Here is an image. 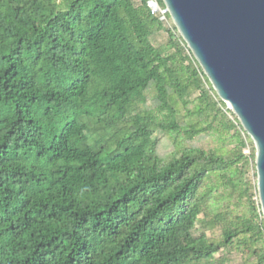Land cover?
I'll return each mask as SVG.
<instances>
[{
    "label": "trees",
    "instance_id": "trees-1",
    "mask_svg": "<svg viewBox=\"0 0 264 264\" xmlns=\"http://www.w3.org/2000/svg\"><path fill=\"white\" fill-rule=\"evenodd\" d=\"M164 10L0 0V264H264L254 145Z\"/></svg>",
    "mask_w": 264,
    "mask_h": 264
},
{
    "label": "water",
    "instance_id": "water-1",
    "mask_svg": "<svg viewBox=\"0 0 264 264\" xmlns=\"http://www.w3.org/2000/svg\"><path fill=\"white\" fill-rule=\"evenodd\" d=\"M162 2L163 13L254 145L264 219V0Z\"/></svg>",
    "mask_w": 264,
    "mask_h": 264
},
{
    "label": "bare ground",
    "instance_id": "bare-ground-1",
    "mask_svg": "<svg viewBox=\"0 0 264 264\" xmlns=\"http://www.w3.org/2000/svg\"><path fill=\"white\" fill-rule=\"evenodd\" d=\"M155 9H157V8H155ZM46 123H47V121H46ZM46 123H45V124H46ZM46 125H47V124H46ZM248 139H249V138H248ZM87 180H88V179H87ZM85 183H86V181H85ZM88 183H89V182H88ZM90 183H93V182L90 181ZM93 184H94V183H93ZM91 186H92V185H91ZM88 187H90V186H88ZM84 190H85V189H84ZM81 191H83V190H81ZM81 196H83V195H80V197H81ZM80 197H79V198H80ZM77 198H78V197H77ZM80 199H81V198H80ZM76 201H77V200H76ZM67 202H68V201H67ZM79 202H81V200H80ZM69 203H70V202H69ZM71 204H72V203H71ZM13 205H14V204H13ZM72 205H73V204H72ZM80 206H81V205H80ZM9 207H10V206H9ZM77 207H78V206H77ZM77 207H76V208H77ZM79 208H80V207H79ZM81 211H82V210H81ZM71 212H72V211H71ZM21 213H22V212H21ZM75 213H76V212H75ZM85 213H86V212H85ZM68 214H69V212H68ZM78 214H79V211H78ZM6 215H7V214H6ZM14 215H15V214H14ZM17 215H18V214H17ZM62 215H63V214H62ZM70 215H71V214H70ZM72 215H73V214H72ZM79 215H80V214H79ZM11 216H12V215H11ZM11 216H10V217H11ZM19 216H20V215H19ZM46 216H47V215H46ZM15 218H16V216H15ZM77 218H79V216H78ZM18 219H19V218H18ZM68 219H70V218H68ZM64 220H65V219H64ZM41 221H42V220H41ZM43 221H44V220H43ZM61 221H62V220H61ZM64 222H65V221H64ZM52 223H53V222H52ZM27 224H28V222H27ZM167 225H168V224H167ZM169 225H170V224H169ZM169 225H168V226H169ZM25 226H26V225H25ZM165 228H166V227H165ZM169 229H170V228H169ZM70 232H71V231H70ZM194 235H195V234H194ZM72 236H73V235H72ZM74 236H75V235H74ZM219 238H220V237H219ZM69 240H71V238H70ZM69 240H68V241H69ZM218 240H219V239H218ZM178 243H179V242H178ZM181 243H182V242H181ZM184 243H185V242H184ZM69 244H70V243H69ZM180 245H181V244H180ZM187 246H188V245H187ZM181 249H182V248H181ZM70 252H71V251H70ZM180 252H182V251H180ZM188 254H189V253H188ZM6 256H7V255H6ZM189 256H190V255H189ZM189 256H188V257H189ZM191 256H192V255H191ZM6 259H7V258H6ZM10 259H11V258H10ZM188 260H189V259H188ZM189 262H190V261H189Z\"/></svg>",
    "mask_w": 264,
    "mask_h": 264
},
{
    "label": "rangeland",
    "instance_id": "rangeland-1",
    "mask_svg": "<svg viewBox=\"0 0 264 264\" xmlns=\"http://www.w3.org/2000/svg\"><path fill=\"white\" fill-rule=\"evenodd\" d=\"M151 8V7H150ZM152 10L153 9H155V8H151ZM154 12H157L158 11V9L157 10H153ZM163 19V18H162ZM165 41V35L164 34H161V36H160V38L158 39V38H153L152 39V43L155 45V46H157L158 45V42H164ZM195 144V143H194ZM246 153L247 154H249V150L247 149L246 150Z\"/></svg>",
    "mask_w": 264,
    "mask_h": 264
},
{
    "label": "built area",
    "instance_id": "built-area-1",
    "mask_svg": "<svg viewBox=\"0 0 264 264\" xmlns=\"http://www.w3.org/2000/svg\"><path fill=\"white\" fill-rule=\"evenodd\" d=\"M151 4H152V2L149 3V6H151ZM157 9H158V8H157ZM157 9H153V10H157ZM162 14H164L163 11H162Z\"/></svg>",
    "mask_w": 264,
    "mask_h": 264
}]
</instances>
